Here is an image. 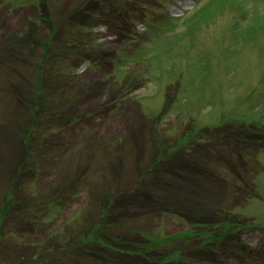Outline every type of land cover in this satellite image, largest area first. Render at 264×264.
I'll return each mask as SVG.
<instances>
[{"label":"rangeland","instance_id":"1","mask_svg":"<svg viewBox=\"0 0 264 264\" xmlns=\"http://www.w3.org/2000/svg\"><path fill=\"white\" fill-rule=\"evenodd\" d=\"M0 264H264V0H0Z\"/></svg>","mask_w":264,"mask_h":264},{"label":"trees","instance_id":"2","mask_svg":"<svg viewBox=\"0 0 264 264\" xmlns=\"http://www.w3.org/2000/svg\"><path fill=\"white\" fill-rule=\"evenodd\" d=\"M50 110V109H49ZM51 113V112H50ZM34 122H35V126H36V124L38 123V122H40V121H38V119L37 120H34ZM29 158H27V160H28ZM25 164H27V161L25 162ZM35 195H34V198H31V199H33V200H35ZM36 202V201H35ZM39 203L38 202H36L35 203V205H33V204H30L29 205V207H31V208H34V209H36L35 208V206L36 205H38ZM226 224L227 223H220V225H222V229H225L226 227ZM100 226V225H99ZM201 236H202V239H204L203 241H205V242H208V241H210V240H213V239H218L217 237H218V235L214 232V231H206V232H203L202 234H201ZM197 237H199V236H197ZM40 251H42V250H40ZM60 251H62V249L60 250ZM55 254H58L57 253V251L55 250V251H53ZM55 261V260H54Z\"/></svg>","mask_w":264,"mask_h":264},{"label":"flooded vegetation","instance_id":"3","mask_svg":"<svg viewBox=\"0 0 264 264\" xmlns=\"http://www.w3.org/2000/svg\"><path fill=\"white\" fill-rule=\"evenodd\" d=\"M230 137V136H229Z\"/></svg>","mask_w":264,"mask_h":264}]
</instances>
